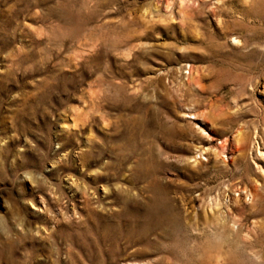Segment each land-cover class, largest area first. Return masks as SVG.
I'll use <instances>...</instances> for the list:
<instances>
[{
	"label": "rangeland",
	"instance_id": "374dc122",
	"mask_svg": "<svg viewBox=\"0 0 264 264\" xmlns=\"http://www.w3.org/2000/svg\"><path fill=\"white\" fill-rule=\"evenodd\" d=\"M0 264H264V0H0Z\"/></svg>",
	"mask_w": 264,
	"mask_h": 264
}]
</instances>
